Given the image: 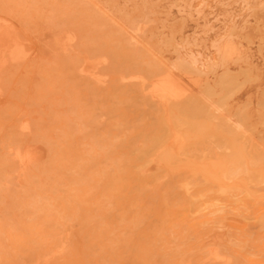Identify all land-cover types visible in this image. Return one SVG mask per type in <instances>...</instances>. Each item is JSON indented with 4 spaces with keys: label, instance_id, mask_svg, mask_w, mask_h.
I'll return each mask as SVG.
<instances>
[{
    "label": "rangeland",
    "instance_id": "374dc122",
    "mask_svg": "<svg viewBox=\"0 0 264 264\" xmlns=\"http://www.w3.org/2000/svg\"><path fill=\"white\" fill-rule=\"evenodd\" d=\"M39 252L264 264V0H0V264Z\"/></svg>",
    "mask_w": 264,
    "mask_h": 264
},
{
    "label": "bare ground",
    "instance_id": "6f19581e",
    "mask_svg": "<svg viewBox=\"0 0 264 264\" xmlns=\"http://www.w3.org/2000/svg\"><path fill=\"white\" fill-rule=\"evenodd\" d=\"M56 35V34H55ZM48 43V42H47ZM226 54V53H225ZM230 55V54H229ZM228 55V56H229ZM224 79V78H223ZM171 84V82H169L168 83V81H163V82H161L160 83V87L158 88L159 90H161L162 92H163V94H165L166 96L168 95V92H170V91H168V88L170 87L169 85ZM159 85V84H158ZM180 85V84H179ZM178 86V85H177ZM176 85L174 86L175 88L177 87ZM221 86V85H220ZM237 87V86H236ZM239 87V86H238ZM179 88V87H178ZM222 89H223V87H222ZM227 89H229V87L227 88ZM224 90V89H223ZM230 92V91H229ZM170 97V96H169ZM172 97V96H171ZM197 103V102H196ZM198 104V103H197ZM197 107V106H196ZM193 109V108H192ZM189 110V109H188ZM185 111H187V109L185 110ZM190 111V110H189ZM209 111V110H208ZM179 112V111H178ZM190 112H192V111H190ZM189 112V113H190ZM185 113H187V112H185ZM199 114V113H198ZM201 114V113H200ZM185 115V114H184ZM157 117V116H156ZM155 117V118H156ZM186 118V117H185ZM192 118H194V116L192 117ZM176 119V118H175ZM193 120V119H192ZM200 120V119H199ZM209 119H207V121H208ZM194 121V120H193ZM210 121H211V117H210ZM176 122V121H175ZM161 125H162V123H161ZM182 125V124H181ZM183 125H185V124H183ZM171 127H172V125H171ZM198 127V126H197ZM218 127V126H217ZM178 128V127H177ZM184 128H186L185 126H184ZM188 129H189V127H188ZM192 129V128H191ZM190 129V130H191ZM219 129V128H218ZM199 129H197V131H198ZM202 129L200 128V130L199 131H201ZM175 131V130H174ZM177 131V130H176ZM181 131V130H180ZM179 131V132H180ZM194 131H196V129L195 130H193V132ZM191 132V131H190ZM171 133V132H170ZM166 134V133H165ZM165 134L164 135H162V136H165ZM168 135V134H167ZM172 136V135H171ZM182 136V135H181ZM144 138H145V136H144ZM160 138H162L161 136H160ZM164 138V137H163ZM166 138H164V140H165ZM193 139V138H192ZM159 140V139H158ZM186 140V139H185ZM207 140V139H206ZM162 141H163V139H162ZM175 141V140H174ZM179 143V142H178ZM205 143V142H204ZM215 143H216V141H215ZM160 144V143H159ZM186 144V143H185ZM206 144V143H205ZM208 144V143H207ZM213 144V143H212ZM209 145V144H208ZM214 145V144H213ZM220 145V144H219ZM135 147V146H134ZM210 147H212V146H210ZM155 148V147H154ZM214 148V147H213ZM227 148V147H226ZM225 148V149H226ZM224 149V150H225ZM209 150V149H208ZM153 151V150H152ZM166 151V150H165ZM191 151V150H190ZM18 152V151H17ZM25 152H28V151H25ZM25 152H23V153H25ZM156 152V151H155ZM209 151H207V153H208ZM221 152V151H220ZM225 152V151H224ZM23 153H21V154H23ZM174 153V152H173ZM178 153V152H177ZM205 153V152H204ZM209 153H211V152H209ZM224 154H226V153H224ZM208 155V154H207ZM16 156V155H15ZM150 156V155H149ZM228 156V155H227ZM192 157V156H191ZM232 157V156H231ZM16 159V158H15ZM30 159H31V157H30ZM175 159V158H174ZM182 159V158H181ZM155 160V159H154ZM196 160V159H195ZM198 161V160H197ZM205 161V160H204ZM182 162V161H181ZM206 162V161H205ZM214 162V161H213ZM31 163V162H30ZM205 164V163H204ZM227 164V163H226ZM23 165V164H22ZM23 167V166H22ZM29 167V166H28ZM222 167V166H221ZM230 169H231V167H230ZM26 172H24V174H25ZM21 174V173H20ZM23 175V174H22ZM233 175V174H232ZM205 176V175H204ZM54 178V177H53ZM48 179V178H47ZM168 179V178H167ZM233 180V179H232ZM66 182V181H65ZM67 183V182H66ZM121 184H124V183H121ZM33 186V185H32ZM122 186V185H121ZM125 186V185H124ZM16 188V187H15ZM17 189V188H16ZM19 189V188H18ZM21 189V188H20ZM254 190V189H253ZM23 191V190H22ZM123 191V190H122ZM110 193H111V191H110ZM120 192H118L117 194H119ZM123 193V192H122ZM126 193V192H125ZM113 194V193H112ZM115 194V193H114ZM124 194V193H123ZM127 194V193H126ZM111 195V194H110ZM115 196V195H114ZM126 197V196H125ZM117 199V198H116ZM112 200H114V199H112ZM120 200V199H119ZM71 201V200H70ZM91 201V200H90ZM118 201V200H117ZM121 201H122V199H121ZM121 201L120 202H118V203H121ZM115 202V201H114ZM117 203V202H116ZM59 205V204H58ZM67 206H68V204H67ZM129 206V205H128ZM114 207H116L115 205H114ZM64 208H67V207H64ZM25 209V208H24ZM24 212H27V211H24ZM25 214V213H24ZM127 214H129V213H127ZM127 214H126V216H127ZM75 217V216H74ZM64 220H66L65 219V217L63 216L62 217ZM128 218H130V217H128ZM127 219V218H126ZM70 221V220H69ZM22 225V224H21ZM20 227V226H19ZM21 228V234L20 235H17V234H13V233H10V232H3V233H1V238L4 240V241H7V242H10V246H12L11 248H14V249H16L17 248V246H19V247H23L24 248V250L22 251V254L24 253L26 256L27 255H31V254H33L35 251H38V249H40V247L38 246V245H36V243H37V239H36V235L37 234H39V232H41V230L40 229H38V228H36V224L35 223H30V224H25V225H23V226H21L20 227ZM69 228V227H68ZM84 228V227H83ZM73 230V229H72ZM29 235V236H28ZM68 234H67V238H68ZM102 237V236H101ZM61 245V244H60ZM63 245V244H62ZM70 245V244H69ZM56 246L57 245H55V248L54 249H52V253H50L52 256H53V252H57V251H59L60 250V246H58L57 248L58 249H56ZM64 247V246H63ZM6 248H9V247H6ZM68 248V247H67ZM63 249V248H62ZM69 249V248H68ZM17 250V249H16ZM61 251V250H60ZM66 251V250H65ZM64 251V252H65ZM68 252V251H67ZM218 252V251H217ZM40 254H38L37 256H38V259L40 260V261H46V263H48L47 262V260L49 259V255H46V254H44V253H41V252H39ZM60 253H63V251L62 252H60ZM206 253V252H205ZM214 254V253H213ZM218 254V253H217ZM72 255V254H71ZM215 255V254H214ZM208 256V255H207ZM219 255H217V257H218ZM220 257V256H219ZM7 258H4V261H2L1 263L2 264H12L10 261H8V259L6 260ZM51 259V258H50ZM53 260V259H52ZM224 260V259H223ZM209 261V260H208ZM225 261V260H224ZM51 262V261H50ZM15 264V263H14ZM49 264V263H48Z\"/></svg>",
    "mask_w": 264,
    "mask_h": 264
}]
</instances>
